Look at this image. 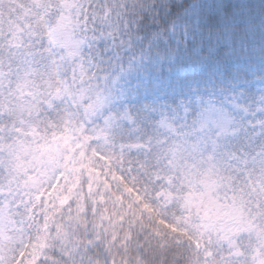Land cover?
Instances as JSON below:
<instances>
[{
    "label": "snow or ice",
    "instance_id": "1",
    "mask_svg": "<svg viewBox=\"0 0 264 264\" xmlns=\"http://www.w3.org/2000/svg\"><path fill=\"white\" fill-rule=\"evenodd\" d=\"M0 264H264V0H0Z\"/></svg>",
    "mask_w": 264,
    "mask_h": 264
}]
</instances>
